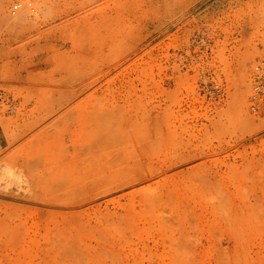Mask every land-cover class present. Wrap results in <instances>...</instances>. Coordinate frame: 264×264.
I'll list each match as a JSON object with an SVG mask.
<instances>
[{"label":"rangeland","instance_id":"1","mask_svg":"<svg viewBox=\"0 0 264 264\" xmlns=\"http://www.w3.org/2000/svg\"><path fill=\"white\" fill-rule=\"evenodd\" d=\"M44 1L0 16V264H264V0Z\"/></svg>","mask_w":264,"mask_h":264},{"label":"bare ground","instance_id":"2","mask_svg":"<svg viewBox=\"0 0 264 264\" xmlns=\"http://www.w3.org/2000/svg\"><path fill=\"white\" fill-rule=\"evenodd\" d=\"M48 0H46V1H44V3H46ZM50 1V0H49ZM48 1V3H50ZM103 0H52V2H51V4L50 5H48V9H46L45 10V8H46V6L47 5H45L44 3V13H45V11H47L48 13H50V19L51 20H49V22H48V24L47 25H51V27H49V29H64V28H68V25H70V24H74V25H76L77 24V21L79 20V22H80V20L81 19H86V18H89L90 19V17H92L93 15L92 14H94V13H92V10H89V14L88 15H85L84 14V12L86 11H84L83 9H84V7H87V6H91L92 4H94L95 5V3H98V2H102ZM105 1V0H104ZM103 1V2H104ZM106 1H108V0H106ZM8 2H9V0H8ZM7 2V3H8ZM22 2V1H21ZM113 2V1H112ZM6 3V1H4V0H0V16L2 17V21L4 22L3 24H5V25H8V27H9V25H12V26H16V25H19L20 23H22V22H24L25 21V19L28 17V15H30L31 14V9H32V5H31V3L29 2V0H26L25 2H23V4H19V3H16V4H14L13 3V5H9L11 8V10L9 11L8 10V4ZM47 3V4H48ZM76 3V4H75ZM42 5V4H41ZM41 7H43V6H41ZM92 7V6H91ZM95 7V6H94ZM84 11L83 13H81V12H79V11ZM96 10H97V7H96ZM100 10V9H99ZM41 11H42V9H41ZM91 11V12H90ZM93 11H95V10H93ZM129 11V10H128ZM131 11V10H130ZM100 11H98L97 12V14L99 13ZM48 13H46V15L48 14ZM74 13H76V16H71L72 14H74ZM87 13V12H86ZM82 14H84V15H82ZM90 15H92V16H90ZM96 15V13L94 14V16ZM70 16H71V18H70ZM90 16V17H89ZM0 20V21H1ZM1 21V22H2ZM57 22H59L58 24H57ZM78 22V23H79ZM66 23V24H65ZM46 25V24H45ZM7 27V28H8ZM38 28V27H37ZM35 30V29H34ZM37 32V31H36ZM40 33V32H39ZM43 34V33H42ZM17 38V37H16ZM7 40V39H6ZM9 40V39H8ZM8 42V41H7ZM6 42V44H8ZM12 42V41H11ZM10 42V43H11ZM63 47V45H61V46H59V48L58 49H61ZM74 47H76V46H74ZM71 48H73V45H72V47ZM92 83H94V80L93 81H91V82H89V83H86V84H84L83 86H84V88H88V87H90V85H92ZM83 86L81 87V88H83ZM79 90V89H78ZM77 90V91H78ZM84 90V89H83ZM83 90H82V92H83ZM81 92V93H82ZM73 94V93H72ZM79 94H80V90H79ZM76 95H78V94H74V96L75 97H77ZM69 96H71V95H68L67 97H69ZM74 96H71L70 98L73 100V98H74ZM70 98H66L65 100V102H67L68 103V101L70 100ZM83 102V101H82ZM82 102H79L80 104L82 103ZM79 104L78 103H76V105L75 106H78ZM114 127V126H113ZM104 130V132L102 131V132H100L98 135H97V137H98V141L99 142H103L108 136H109V133H110V130H111V127H109V128H104L103 129ZM158 134H159V132H157V130L155 131V139H157L158 138ZM113 135H114V132L110 135L111 137H113Z\"/></svg>","mask_w":264,"mask_h":264},{"label":"built area","instance_id":"3","mask_svg":"<svg viewBox=\"0 0 264 264\" xmlns=\"http://www.w3.org/2000/svg\"><path fill=\"white\" fill-rule=\"evenodd\" d=\"M248 109L256 117H264V60L257 61L250 73Z\"/></svg>","mask_w":264,"mask_h":264},{"label":"crops","instance_id":"4","mask_svg":"<svg viewBox=\"0 0 264 264\" xmlns=\"http://www.w3.org/2000/svg\"><path fill=\"white\" fill-rule=\"evenodd\" d=\"M1 143V142H0Z\"/></svg>","mask_w":264,"mask_h":264}]
</instances>
